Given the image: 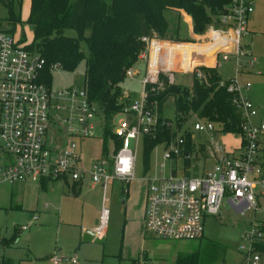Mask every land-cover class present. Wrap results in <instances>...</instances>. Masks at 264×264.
<instances>
[{
	"label": "built area",
	"instance_id": "built-area-1",
	"mask_svg": "<svg viewBox=\"0 0 264 264\" xmlns=\"http://www.w3.org/2000/svg\"><path fill=\"white\" fill-rule=\"evenodd\" d=\"M256 5L257 0H230L223 13L194 41L143 39L146 50L139 57V63L147 67L141 80L143 93L138 100L124 94L123 99L130 103L118 115L123 118L112 125L121 147L115 153V141L111 139L109 156L96 159L89 168L83 165L81 144L103 139L105 122L100 107L90 102L85 86L60 90L49 86L44 80L46 62L41 55L29 50L27 40L16 38V30H0V187L42 186L45 182L83 187L89 179L92 189L101 188L104 193L100 225L94 231V237L101 240L110 218L105 206L108 187L114 181L125 187L133 182L137 150L139 145L143 148L145 136L155 137L160 125L178 132L170 121L160 124L156 106L147 101V86L152 85L153 93L163 90L159 76L165 75L173 84L176 73L207 82L203 68L218 69L231 56L236 59V77L246 74L242 72V59L250 55L243 51L242 38L249 35ZM181 46H187L190 55L172 49ZM256 63L255 58L249 60L247 68L253 69ZM55 69L60 70L54 66L52 71ZM139 76L141 72L135 68L127 73L129 78ZM220 86L233 96V105L241 116L240 134L230 135L239 138V146L228 150L218 139L219 134L226 135L221 126L199 119L194 131L207 143L204 159L214 163L212 169L200 171L194 135H177L166 143L161 165L154 171L150 166L143 178L144 227L167 242L201 241L205 218L220 216L227 201L238 214H251L253 218L247 236L251 244L243 254V264H264V254L257 250L264 241V223L256 220L258 214H264V121L255 104L242 94L252 88L250 84L242 89L235 78L221 81ZM124 193L128 195L129 191ZM38 221L35 214L21 231H28ZM51 262L79 264L76 256L59 253L51 257Z\"/></svg>",
	"mask_w": 264,
	"mask_h": 264
},
{
	"label": "rangeland",
	"instance_id": "rangeland-1",
	"mask_svg": "<svg viewBox=\"0 0 264 264\" xmlns=\"http://www.w3.org/2000/svg\"><path fill=\"white\" fill-rule=\"evenodd\" d=\"M31 2L32 0H22V9L18 10L22 24L15 29V37L26 39L28 44L34 41L33 29L26 24L31 12ZM165 16L169 23L170 35L178 36L180 40L192 39L190 25L184 21L185 15L167 11ZM7 18V10L0 5V30L8 28ZM179 22L181 28L176 33ZM67 35L77 36L75 31H68ZM242 47L243 51L250 55L242 59V72L246 71V74L236 77V59L233 56L229 62H221L217 72L224 82L237 78L240 88L243 89L248 84L252 86L242 94L255 104L260 111V119L264 121V0H257L255 13L249 23V35L242 38ZM254 58L257 60L256 65L253 69H248L247 62ZM142 69L141 63L135 68L136 71ZM51 75L52 87L55 90L81 88L85 84V65L82 64L72 74L55 69ZM144 76L143 70L141 76L127 77L122 85L124 94H129L130 100H138L141 97V80ZM193 79L194 76H176L174 83L191 89ZM174 104V100L166 104L164 116L175 126L178 124L179 137L189 133L195 136L193 142L200 161L198 163L204 165L202 159L205 157L204 149L207 143L200 133L194 131V124L199 119L192 113L177 119ZM122 118L123 116H118L115 124ZM218 139L227 149L237 147L240 143L238 137L231 138L222 134L218 135ZM100 143V139L86 141L83 144L85 157H89L88 154H96ZM131 147H134L133 142ZM164 149L165 146L162 145L153 152V171L161 165ZM143 166V149L139 145L133 182L125 187L121 182L114 181L107 189L105 205L110 211V218L101 240H94L90 234L81 233L82 228L93 230L100 225V211L103 208V190H93L89 179L85 180L84 187L77 197L65 185L55 182L47 189L33 184H28L20 190L9 185L1 186L0 241L11 239L15 232L19 239L9 250L4 251L0 246V263L6 260L8 264H53L51 258L47 257L51 253H59L71 258L76 256L79 264H190L195 261V257L198 258V264H243V254L251 244L247 236L253 218L251 214H238L227 201L223 203L220 216L205 218V236L201 241L167 242L146 232L141 218L146 195ZM212 167L213 162L208 160L206 168L210 170ZM202 169L203 166L200 171ZM126 189L129 191L128 195L124 193ZM125 199L129 200L123 202ZM136 211L138 215H135ZM34 214L39 217L36 225L28 231H21ZM256 220L264 223V214H258ZM243 246L245 250L241 249ZM78 249L80 253L77 252Z\"/></svg>",
	"mask_w": 264,
	"mask_h": 264
},
{
	"label": "trees",
	"instance_id": "trees-1",
	"mask_svg": "<svg viewBox=\"0 0 264 264\" xmlns=\"http://www.w3.org/2000/svg\"><path fill=\"white\" fill-rule=\"evenodd\" d=\"M230 0H32L27 25L31 26L34 41L30 51L37 52L45 60L44 80L52 86V68L58 66L65 73H75L85 65V84L90 102L98 104L105 127L103 135V156L110 154L108 143L115 141V153L121 142L115 139L112 125L130 100H124L122 85L129 70L139 64L141 53L146 50L143 39L180 40L178 36L169 37V23L165 12L184 11L192 18L194 33H205L229 4ZM8 12L9 31L14 32L22 24L18 10L22 0H0ZM68 31H75L76 37H69ZM26 40V39H24ZM177 46V45H176ZM87 52H86V50ZM176 52L188 51L187 46L173 47ZM190 55V52H186ZM207 82L194 77L191 89L171 84L165 75L159 76L163 90L153 93L152 85L147 86L146 95L150 106H156L160 124L170 121L165 118V107L174 100L177 119L191 113L198 119L221 126L226 135H239L241 116L233 105V96L226 88L217 69L203 68ZM171 122V121H170ZM173 123V122H172ZM178 128V124L176 123ZM172 127L157 129L155 137L143 139L144 175L150 171L151 157L159 146L176 139ZM81 187L74 186L72 193L80 195ZM264 235V227L261 228ZM16 232L9 240L0 241L7 250L17 243ZM257 250L264 254V241ZM190 264H198L193 258ZM6 264V263H0Z\"/></svg>",
	"mask_w": 264,
	"mask_h": 264
},
{
	"label": "crops",
	"instance_id": "crops-1",
	"mask_svg": "<svg viewBox=\"0 0 264 264\" xmlns=\"http://www.w3.org/2000/svg\"><path fill=\"white\" fill-rule=\"evenodd\" d=\"M176 13H178V14H181V15H185V19H184V21L187 23V24H189L190 25V28H191V31H192V33H193V37H192V39L190 40V41H194L196 38H198V35H196L195 33H194V24H193V21H192V18L189 16V15H187L184 11H178V12H176ZM166 17V16H165ZM167 19V18H166ZM178 28L176 29V33H178L179 31H180V22L178 23ZM169 37L170 38H172V37H174V36H172V35H170V33H169ZM143 65V64H142ZM147 69V67L145 66V65H143V69H142V71L144 70V73L146 72L145 70ZM139 71V70H138ZM142 71H140L141 72V74H142ZM176 76H184V75H182V74H179V73H176V74H174V76H173V82H175V79H176ZM173 84H175V83H173ZM177 84V83H176ZM123 93H125L124 91H123ZM227 136H229V137H231L232 138V136H230V135H227ZM97 140H99V139H97ZM100 147H99V150L96 152V154L95 153H93V154H88V156L89 157H85V154H84V151H83V144H85L86 142H84V143H82L81 144V150H82V154H83V158H84V162H83V165H84V167L85 168H89L90 167V165L96 160V159H99L100 157H102L103 156V139L101 140L100 139ZM108 148H109V151H111V148H112V142H111V140L109 141V143H108ZM234 148H236V147H234ZM234 148H230V149H228V150H230V151H232ZM104 157V156H103ZM90 158V159H89ZM203 161H204V165H201V166H203V169H206V170H208L207 168H206V162L208 161V160H206V159H202ZM213 165H214V163H213ZM54 182H52V183H48V182H45L42 186H39V187H42L43 189H47V188H49L50 187V185H52ZM55 183H61V182H55ZM61 184H63V185H65V187L67 188V189H69V190H72V188L75 186H72L70 183H68V184H64V183H61ZM85 184V183H84ZM24 186H26V185H18V186H13V188L14 187H16V188H19V190L22 188V187H24ZM12 187V186H11ZM84 187V186H83ZM83 187H81V189H83ZM96 189H101V188H96ZM96 189H93V190H96ZM145 189H146V186H145ZM74 195V194H73ZM146 196V195H145ZM103 199H104V196H103V198H102V207L104 206V202H103ZM129 199H125V200H123V202H127ZM130 202H132V200H130ZM107 203V202H106ZM144 203V204H143ZM143 205H142V216H141V218H142V220H143V223H144V216H145V203H146V198H144V201H143ZM106 206V205H105ZM140 210V209H139ZM101 212H102V209H101V211H100V216H101ZM138 213V211H136V213H135V215H138L137 214ZM35 215V214H34ZM33 215V216H34ZM33 216H30V219L33 217ZM100 218V217H99ZM29 219V220H30ZM99 226H97V227H95L93 230H85V229H83L82 228V231H81V233H87V234H90L91 236H93L94 237V231L98 228ZM94 240H97L95 237H94ZM7 250H9V249H7ZM4 251H6V250H4ZM59 252H61V250H59ZM77 252H79L80 253V250L78 249L77 250ZM54 255V253H51L47 258H51V256H53ZM2 263H6V264H8V262L5 260V261H3Z\"/></svg>",
	"mask_w": 264,
	"mask_h": 264
}]
</instances>
